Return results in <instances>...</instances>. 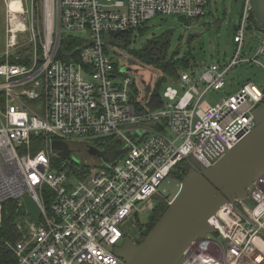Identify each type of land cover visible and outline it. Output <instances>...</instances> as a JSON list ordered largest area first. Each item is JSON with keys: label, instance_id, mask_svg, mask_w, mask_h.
<instances>
[{"label": "built area", "instance_id": "built-area-1", "mask_svg": "<svg viewBox=\"0 0 264 264\" xmlns=\"http://www.w3.org/2000/svg\"><path fill=\"white\" fill-rule=\"evenodd\" d=\"M29 1L3 0L0 226L3 203L13 199L19 230L18 239L6 243L14 264H125L115 249L127 238L141 241L136 222L174 167H194L191 159L210 167L211 153L232 147L254 126L264 85L247 81L219 100L205 98L224 89L238 64L264 68L256 59L264 40L254 56L242 54L250 1L235 29L234 55L204 65L199 74L180 71L181 93L166 85L163 105L154 110L137 96L131 72L120 71L106 51L107 37L158 14L199 19L209 0H41L39 18ZM69 35L79 43L57 58ZM26 45L27 62H13ZM53 140L66 142L72 155L95 158L91 146L125 152L113 163L101 157L75 163L51 149ZM24 197L36 203L38 220ZM209 223L215 233L190 242L177 264H264V172L248 196L224 204Z\"/></svg>", "mask_w": 264, "mask_h": 264}, {"label": "water", "instance_id": "water-1", "mask_svg": "<svg viewBox=\"0 0 264 264\" xmlns=\"http://www.w3.org/2000/svg\"><path fill=\"white\" fill-rule=\"evenodd\" d=\"M251 11L264 25V0H249ZM264 57V47L261 50ZM120 71H127L121 67ZM254 126L230 148L211 153L212 165L202 167L194 159L182 180L166 177L157 193L168 200V207L139 243L125 239L115 253L125 264H177L186 247L199 236L215 233L209 218L224 204L248 196L254 181L264 172V101L253 109ZM50 147L59 156L79 163L68 144L53 140ZM119 152L89 147L88 153L113 163ZM27 212L36 220L39 209L24 197Z\"/></svg>", "mask_w": 264, "mask_h": 264}, {"label": "rangeland", "instance_id": "rangeland-1", "mask_svg": "<svg viewBox=\"0 0 264 264\" xmlns=\"http://www.w3.org/2000/svg\"><path fill=\"white\" fill-rule=\"evenodd\" d=\"M40 2L41 0H34L35 18H39L40 15ZM244 2L245 0H209L207 13L203 17L186 19V21L173 15H155L146 22V33L144 35L140 36L135 31L134 35L137 36V40L134 46L139 48L146 39L170 32L172 34L169 50L173 51L178 45L181 46L182 51L190 50L193 55L192 70L199 74L204 65L222 62L234 55L236 51L234 34L243 11ZM26 4L30 5V1L27 0ZM4 9V2L0 0V55L4 51ZM263 40L264 33L262 31L247 28L244 34L242 54L246 57L254 56ZM107 48L111 52L117 66L126 67L131 72V76L137 81V96L145 99L147 104L160 72L152 66L142 63L121 46H110L107 43ZM30 49L28 45L19 49V57L12 59V61L25 58L27 61ZM256 59L258 62H264L261 55H258ZM185 71L191 72L190 69ZM247 81L264 85V68L260 63H241L233 67L226 76L224 89L209 91L205 98L219 100L228 93L235 92L243 82ZM171 85L179 94L181 93L180 85ZM164 88L165 86L161 92H163ZM74 156L78 160L81 158L84 162L96 163L98 160L97 157L93 158L90 155H85L82 151L79 154L75 153ZM157 195L152 198L149 210L136 222L137 229L144 224H148L149 214L157 203ZM213 237L223 242L216 235H213Z\"/></svg>", "mask_w": 264, "mask_h": 264}, {"label": "trees", "instance_id": "trees-1", "mask_svg": "<svg viewBox=\"0 0 264 264\" xmlns=\"http://www.w3.org/2000/svg\"><path fill=\"white\" fill-rule=\"evenodd\" d=\"M181 20H185L183 17H178ZM188 21V20H187ZM146 24L136 29L127 30L123 32L110 33L108 35L107 43L111 45H118L125 48L131 55L139 59L142 63L152 66L160 72L159 78L155 84L154 89L151 91L149 101L146 104L148 110H154L163 105L162 88L169 84H177L179 80L180 71L190 69L192 74L196 72L192 70L193 67V55L190 50L182 51L181 46L178 45L173 51L169 50L170 39L172 33H162L157 36L146 39L139 48H136L137 36L134 35L135 31L140 36L146 33ZM249 29H257L264 33V25L258 23L255 19L252 11L249 17ZM79 41L74 36H64L61 39L57 58H62L66 50H72L75 44ZM106 43V51L109 52ZM75 55V54H73ZM67 56V55H66ZM26 59V58H25ZM25 59L14 60L13 62L25 63ZM136 91V89H135ZM34 141H38L39 138L33 136ZM59 160V157H54ZM187 166L185 162H180L171 171L170 176L182 180L187 173ZM157 203L149 214V222L147 228L141 240L145 238L154 223L159 219L163 212L168 207L167 198L157 195ZM16 201L13 199L6 200L3 203L2 209V222L0 226V264H14L15 258L12 249L7 245L6 242L14 243L19 237V230L16 225L15 215Z\"/></svg>", "mask_w": 264, "mask_h": 264}, {"label": "flooded vegetation", "instance_id": "flooded-vegetation-1", "mask_svg": "<svg viewBox=\"0 0 264 264\" xmlns=\"http://www.w3.org/2000/svg\"><path fill=\"white\" fill-rule=\"evenodd\" d=\"M157 194H155V195H157ZM146 228H147V224L146 225L144 224V225L140 226L139 229L136 228V232H137L138 237L141 238L143 236V234L146 231Z\"/></svg>", "mask_w": 264, "mask_h": 264}, {"label": "bare ground", "instance_id": "bare-ground-1", "mask_svg": "<svg viewBox=\"0 0 264 264\" xmlns=\"http://www.w3.org/2000/svg\"><path fill=\"white\" fill-rule=\"evenodd\" d=\"M14 3V2H13ZM15 4V3H14Z\"/></svg>", "mask_w": 264, "mask_h": 264}]
</instances>
